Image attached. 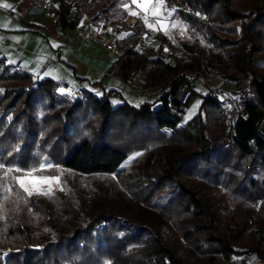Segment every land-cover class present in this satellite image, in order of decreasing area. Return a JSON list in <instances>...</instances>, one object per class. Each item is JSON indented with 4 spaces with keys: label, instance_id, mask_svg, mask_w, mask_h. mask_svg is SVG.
Segmentation results:
<instances>
[{
    "label": "trees",
    "instance_id": "16d2710c",
    "mask_svg": "<svg viewBox=\"0 0 264 264\" xmlns=\"http://www.w3.org/2000/svg\"><path fill=\"white\" fill-rule=\"evenodd\" d=\"M130 3L52 0L49 13L62 32L74 31L88 15L85 24L103 21L106 29L108 23L123 50L90 83L98 93H59L61 82L35 78L0 56V264H191L165 230L188 242L203 232L212 252L226 260L220 264H232L234 256L241 264H252L250 258L264 264V0H164L191 31L225 53L221 75L241 87L233 125L217 97L193 87L207 66L199 56L175 55L164 35L156 57L140 47L147 32L139 18L134 29L125 25ZM107 75L125 84L137 75L141 89H157V98L133 105L103 85ZM197 97L196 114L182 124ZM161 130L168 131L167 143L129 163L127 143ZM55 146L54 164L75 182L69 195L37 199L18 176L46 173L37 168ZM59 207L66 229L51 216ZM248 229L252 237L243 238ZM208 264H217L214 255Z\"/></svg>",
    "mask_w": 264,
    "mask_h": 264
},
{
    "label": "rangeland",
    "instance_id": "374dc122",
    "mask_svg": "<svg viewBox=\"0 0 264 264\" xmlns=\"http://www.w3.org/2000/svg\"><path fill=\"white\" fill-rule=\"evenodd\" d=\"M145 0H140L139 4H144ZM159 3V0H148V11L141 10L142 7H139V10L136 12L137 18L142 21L143 18L142 15L147 17V20L144 22V26L146 29V37L144 38L143 42L141 43L140 47L142 49L147 48L148 46H145L144 41L148 40L149 38H152L153 40H161L162 36H165V32H161L160 30H157L154 28V24L151 22V18L158 20L159 22L168 20V18L165 17V13L168 14V17L173 20L174 16L176 15L172 9H168L166 6H164V0L162 4V11L160 9V14L158 16L152 15V8ZM131 4V9L132 8ZM165 12V13H164ZM177 16V15H176ZM169 19V20H170ZM180 20L179 26H178V32L176 33V28L173 30L170 34L172 37L178 38L177 44L171 43V45L176 46L177 50L175 52H180V56L183 55V50L189 53H193L197 56H199L207 65L205 68V72L201 73L202 75L196 77L193 81V87L199 90L202 94L210 93L214 97L221 96L223 93H227L234 97L238 103V107L240 110V103L241 100V87L235 86L233 87V83H228L227 79H224L221 75V67L225 61L226 56L225 53L222 51H218L213 49L211 44L207 41V36L204 37L201 34H197L193 31H191L186 23L177 16L175 20ZM134 22V24H133ZM87 23V22H86ZM105 23V22H104ZM133 24V26H130V24ZM177 23V22H176ZM108 26L104 31V28L102 27V32L114 38L115 34L111 29V26L106 23ZM129 24V25H128ZM94 27H98L96 24H93ZM125 25L129 27L130 29H134L136 25V20L132 18H127L125 20ZM151 25V27L149 26ZM176 27V26H175ZM99 28V27H98ZM148 29L153 30L154 36L150 37L148 36ZM170 31V29H169ZM157 34H161L160 36ZM180 34L181 36H179ZM168 38V36L166 35ZM165 37V38H166ZM166 38V39H167ZM115 39V38H114ZM173 40V39H172ZM174 41V40H173ZM175 42V41H174ZM164 51L167 53L166 57L168 60L172 61V53H171V47L167 48L164 47ZM103 76V75H102ZM112 75H107L105 79L103 80V85L105 84V81L107 83H110L111 88H116V83L119 82V79L115 78ZM139 77L136 75L133 76L132 81L128 84L123 83L122 81V87L119 88V90L122 92V94L125 96V98L133 105L141 104L145 101H153L157 98L158 91L155 90H143L139 86ZM64 84V83H62ZM114 85V87H113ZM105 86V85H104ZM232 86V87H229ZM231 88V89H230ZM79 88L75 87V90L71 93V88L68 85H63L59 89V93H63L66 95H73V97L76 96ZM231 90V91H230ZM75 94V96H74ZM202 99L200 97H197L190 107L186 110L185 114L182 117L181 123L185 124L187 121H189L197 112L199 105L201 103ZM227 120V119H226ZM142 134H139L141 137L146 136L145 133L141 132ZM118 138L121 140V142L124 140V134L120 135L118 134ZM140 138V137H139ZM141 142L136 143L135 140L132 143H127L128 149H132L130 161L131 163L135 158H137L140 154L146 153L151 151L152 149L165 145L168 141L169 134L166 130H161L159 132L153 133L149 136L144 137ZM139 144V145H137ZM57 152V147H53L51 149V152L49 156L45 159V161L41 164L44 165L43 168L39 166L37 168L38 170H44L46 173L43 174H36V172L33 173V176H26V173L32 172L31 170L24 171L22 174L18 176V180L23 179L25 186L29 189L31 192V195L37 199L41 200H48L50 195H53L54 193H64L69 195L70 194V186L75 182V176L72 172L67 171L66 169L62 168L60 165L54 164V158L55 154ZM49 165H51L49 167ZM39 177H46L51 180V183H41L38 182ZM54 178V179H53ZM78 181V180H77ZM88 179H81V182H89ZM20 183V182H19ZM47 194H44V193ZM29 194V192H27ZM259 205H256V208L258 209ZM233 212H236L233 208ZM52 218L61 220L63 225L65 226V229L67 228L68 220L66 219L61 207L56 208L54 212L52 213ZM182 223H185L183 221ZM254 230V229H253ZM252 229H248L244 232L243 238H250L253 234ZM165 234H167V237H169V244L173 245L174 248L178 250V254L185 259H188V261L191 264H208V257L211 255L215 256L217 260V264H220L222 261H226L222 254L218 252H212L213 247L211 246L212 243L207 239V236L203 233L198 231L197 233H193V240L191 242H188L185 238L181 237V235H178L174 232H169L168 230L164 231ZM172 233V234H169ZM169 234V235H168ZM197 240H200V244L198 245ZM197 242V246L196 243ZM239 258V257H238ZM234 261H232V264H241L243 261H240V259H237L236 256L233 257ZM221 261V262H220ZM249 263L252 264H262L257 259L250 258ZM231 263V262H230ZM108 264V263H103Z\"/></svg>",
    "mask_w": 264,
    "mask_h": 264
},
{
    "label": "crops",
    "instance_id": "0c3cea01",
    "mask_svg": "<svg viewBox=\"0 0 264 264\" xmlns=\"http://www.w3.org/2000/svg\"><path fill=\"white\" fill-rule=\"evenodd\" d=\"M139 1L133 3L131 0L133 9L130 10L128 18L137 19L131 12L139 10ZM4 4L12 7L5 8ZM160 9L163 10L162 5ZM141 10L145 11L144 7ZM144 16L142 15L143 24ZM165 17L168 20L162 22L150 18L155 29L165 32L170 44H177L178 38L172 37L170 33L174 28L178 32L180 20H175L176 15L173 20L166 13ZM88 18V15H83L80 24H85ZM144 44L148 46L144 49L149 57H156L158 40L149 38ZM0 50V56L5 59L6 64L29 72L35 78H51L59 83L64 81L63 85L70 86L71 93L75 90V85L89 88L94 93L100 92L98 85L90 83L100 80L104 71L117 59L112 52L103 50L99 44L77 38L74 31L62 32L59 26H54L50 13L35 7L32 0H0ZM44 63L47 66L41 72L39 69ZM104 85L106 88L111 87L106 81ZM116 86L119 89L122 82L119 80Z\"/></svg>",
    "mask_w": 264,
    "mask_h": 264
},
{
    "label": "built area",
    "instance_id": "2783aa9c",
    "mask_svg": "<svg viewBox=\"0 0 264 264\" xmlns=\"http://www.w3.org/2000/svg\"><path fill=\"white\" fill-rule=\"evenodd\" d=\"M51 3L52 0H32V4L35 7L44 10L46 12H49ZM133 24L131 23L130 26H133ZM103 25H104L103 21H101L97 25L99 28L94 27L93 24H82L74 30V34L79 39H84L86 41L99 44L103 50L112 52L116 57H119L123 53V50L118 45L117 41L114 38L107 36L102 32ZM154 35L155 34L153 30L148 29V36L153 37ZM175 55L180 56V52H175ZM46 66L47 63L42 64L39 70L41 72L44 71ZM227 82L231 83V81L229 80H227ZM61 83H65V82L61 81ZM75 87L79 89L81 88L78 85H75ZM217 100L219 101V104L225 111L227 120L230 122V124L232 125L235 124L238 120V116L240 112L236 99L225 92L221 96H217Z\"/></svg>",
    "mask_w": 264,
    "mask_h": 264
},
{
    "label": "snow or ice",
    "instance_id": "6c2138e0",
    "mask_svg": "<svg viewBox=\"0 0 264 264\" xmlns=\"http://www.w3.org/2000/svg\"><path fill=\"white\" fill-rule=\"evenodd\" d=\"M133 3H136V0H133ZM163 4V0H159V3L157 5H155L151 12H152V15L153 16H158L160 14V5ZM3 7L5 8H11L12 6L9 5V4H4ZM125 7H127V5H125ZM138 7H144L145 11H148V0H145L144 4L142 5H138ZM132 15H137L136 12H131ZM145 20H147V17H145ZM159 22V21H157ZM151 27V25H149ZM175 26V25H173ZM51 165H49L50 167ZM0 167H3L2 165H0ZM44 165H41V168H43ZM8 171H11V169H9ZM17 171H19V169H17ZM36 171V169H33L32 172H29V173H26L25 175L26 176H33V173ZM54 179V178H53ZM20 182V186L24 189V191L26 192H29V194L31 195V192L29 191V189L25 186V183H24V180L23 179H20L19 180ZM38 182H41V183H51V180L49 178H46V177H39L38 178ZM44 194H47L46 192Z\"/></svg>",
    "mask_w": 264,
    "mask_h": 264
}]
</instances>
